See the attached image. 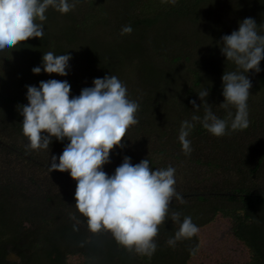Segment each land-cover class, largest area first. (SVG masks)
<instances>
[{
  "label": "trees",
  "instance_id": "obj_1",
  "mask_svg": "<svg viewBox=\"0 0 264 264\" xmlns=\"http://www.w3.org/2000/svg\"><path fill=\"white\" fill-rule=\"evenodd\" d=\"M80 4L84 6L76 14L71 12L73 10L62 14L49 7L41 39L29 38L13 50L0 54V102H3L0 104V264H70V258L77 260L76 264H212V252L210 249L203 250L205 245L202 247L199 243L198 232L191 238L177 240L174 246L165 242L179 228L170 217L159 226L155 239L157 249L151 257L137 253L134 256L129 250L115 254L117 242L110 232L103 230L88 233L90 239L83 245L85 233L79 230V225L87 224V218L75 206L77 182L67 171L49 172L51 156L59 157L68 141L60 142L53 138L49 150L26 148L28 140L22 133L23 117L18 111V106L28 103L26 86H38L42 80L62 78L43 70L40 74L31 71L41 65L42 55L48 51L71 54L69 64H74L77 70L71 76H63L71 85L70 97L78 95L82 88L92 86L94 78L111 74L122 79L120 68L123 66H132L138 74L141 73L143 93L133 96L131 91H127L129 99L139 103V122L136 128L131 126L126 132L122 148H133L134 151H127L128 155L129 152L143 151L154 169L170 166L160 163L164 160L167 162L172 158L174 163L171 166L174 167L189 156L198 154L207 161L196 158L192 163L217 167L218 180L224 173L231 174L223 183L225 187H234L225 195L232 206L237 204L238 208L241 207L236 210L234 206L231 209L212 208V215L220 211L223 217L235 219L234 238L248 250V254L241 258L247 260L241 264H264V186L261 185L258 190L254 187L261 184L256 180L264 174V149L259 154L248 155L253 159L251 166L236 162L226 166L225 160L235 159L237 154L245 155L244 150L234 144L236 136L231 135L233 131L229 130L222 136L224 140L218 137V141L217 136L210 134L199 122L188 137L192 148L189 155L184 154L181 144L176 141L181 122L190 119L195 111L190 101L196 100L198 105L201 103L196 92L203 87L209 90L207 102L216 115L221 118L227 116V110L220 107L224 99L221 77L224 71H233L236 66L230 61L216 59L211 52L212 44L217 43L218 56L219 42L227 34V28L236 30L238 23L248 17L254 18L257 25H264V0H219L217 8L211 0H175V3L170 0H79L76 5ZM113 15L114 19H111ZM66 23L69 26L65 34L60 27ZM126 25L132 27L130 34H122L121 30ZM260 31L264 33V27ZM60 32L62 35L58 34ZM81 32L90 34L92 39L85 40ZM117 37L122 38L118 39L120 41L136 39L138 43L117 44L119 48L116 51L103 48L104 42ZM207 37L208 48L202 50L201 42ZM101 38L104 40H99ZM158 58L167 60L165 71L155 68L159 65ZM183 60L192 61V68L179 67ZM260 67L262 70L259 73L251 70L248 73L252 83L248 99L249 126L234 132L261 129L262 122L255 120L254 114L264 109V60L260 62ZM180 69L191 76L188 87L181 80L171 83L175 77H180L177 75ZM80 72L83 74L78 75ZM177 89L180 91L175 96ZM230 110L235 112V108ZM148 112H151L150 115ZM143 114H146L145 118ZM199 114L203 115L202 109ZM169 119L175 124L173 133ZM145 125L150 128L147 130ZM5 134L13 137L15 142L17 137L25 142L18 146L4 143ZM138 135L140 140L133 142L134 136ZM206 137L214 143L205 144ZM149 139L157 145L156 150L150 148ZM115 147L110 156L121 153ZM123 156L124 153H121L118 161H122ZM247 160L246 157L244 162ZM212 168L205 169V172L213 173L215 170ZM62 181L67 183L66 189L59 186ZM218 191L217 197L220 195ZM180 193L183 201L173 198L170 212L178 211L181 219L191 216L193 220L195 217L190 214L189 208L175 207V204L183 205L191 199L185 192ZM196 200L204 201L205 198L198 197ZM205 222L194 223L200 230ZM23 233L29 245L19 243L21 239L18 240V237ZM160 236H166L162 244ZM9 246H13L14 251L7 254L5 248ZM25 250L28 251L27 256ZM217 264L222 263L217 259Z\"/></svg>",
  "mask_w": 264,
  "mask_h": 264
},
{
  "label": "clouds",
  "instance_id": "obj_2",
  "mask_svg": "<svg viewBox=\"0 0 264 264\" xmlns=\"http://www.w3.org/2000/svg\"><path fill=\"white\" fill-rule=\"evenodd\" d=\"M170 2L175 3V0ZM77 3L79 0H0V54L13 50L29 38L41 39L49 7L63 14ZM262 27L264 25H257L254 18L248 17L240 21L231 34L221 37V54L236 66L233 71H224L221 77L224 99L220 107L227 110V116L221 118L212 110L207 102V88L196 92L201 103L190 101L195 111L190 119L181 122L178 132L185 155L192 151L188 137L197 122L217 137L249 126L248 99L252 83L248 73L262 70ZM121 31L130 34L132 27L126 25ZM70 59L68 52H44L41 65L31 71L67 76ZM26 88L28 103L18 106L23 117L22 133L28 140L26 148L49 150L53 138L68 141L59 157L51 156L49 172L67 171L77 182L75 206L87 218L91 232L108 231L126 250L151 257L157 249L155 237L159 226L166 218L179 223V228L167 241L170 246L199 231L191 216L181 219L180 212H170L173 198L183 201L175 187L174 167L154 169L148 158L133 164L130 157L124 156L111 175L104 171L103 166L110 163L111 150L114 146L122 148L127 130L139 122V103L129 99L126 85L117 76L106 74L94 78L92 86L82 88L71 98V85L67 80H42L38 86ZM231 108H235L234 113ZM201 109L203 115L199 114ZM20 244L26 246L27 243Z\"/></svg>",
  "mask_w": 264,
  "mask_h": 264
},
{
  "label": "rangeland",
  "instance_id": "obj_3",
  "mask_svg": "<svg viewBox=\"0 0 264 264\" xmlns=\"http://www.w3.org/2000/svg\"><path fill=\"white\" fill-rule=\"evenodd\" d=\"M211 1L213 4H216V8H217V2L219 0H211ZM83 6L84 5H81V4L79 6L75 5V8H73L72 9L73 11H71V12L76 14V12L77 13L80 12L79 9H80V7H83ZM221 6L224 9L223 3H221ZM111 19H114V15H113V18H111ZM68 26H69L68 23L62 24V26L60 27V30L66 34L67 32H65V31H68ZM228 30H229V28L226 29L227 34H231V32H229V31H232V30H229V31ZM80 31H82V30H80ZM58 34L62 35L61 32ZM81 37L82 38L84 37L85 40L92 39L90 34L87 35V34L82 33V32H81ZM105 38H107V37H105ZM118 39L122 40L121 37H117L116 39L108 40L109 43H107L108 41L104 42L102 45L103 48H110V49L116 51V49L119 48V46L117 44L138 43V40H136V39H131V40L127 39L126 41L125 40L120 41ZM99 40H104V38H101ZM208 40H209L208 37L204 41L202 40V42H201L202 50L208 48V45H209ZM212 47H213V51H211V52L213 53V55L216 56V59L218 57L222 61H227V60H225V57L221 54V51L219 52V54L217 56V43H213ZM156 60H159V63H158L159 65H156L155 68H158L159 70L162 69L163 71H165L166 67L168 66L167 60L162 59V58H158ZM180 64L181 65L179 67L185 68V69H190V67L192 65V61L186 62L183 60L180 62ZM76 70L77 69H76L75 65L71 63L70 69H68V75L71 76L72 72H75ZM155 71L160 72L156 69H155ZM120 73H122L123 77H122V79L119 77V79L121 81H123L124 84H128L126 86L127 91H131L133 96L143 93L144 86L142 84L143 79L141 78V75H142L141 73L138 74L135 70L132 69V66H129V65L127 67H124V66L121 67ZM217 73H218V69H217ZM82 74L83 73L80 72L78 75H82ZM177 75H179L180 77H175L174 80L171 81L172 84H175L176 82H178L177 80H181V82H184L183 85L185 87H188L191 84V78H190L191 76L187 75V74L185 75V73L181 69L178 71ZM60 80H65V78L62 77ZM179 91H180L179 89L175 90V96L177 95V93ZM260 96H262V94ZM138 97H140V96H138ZM1 103H3V102H0V104ZM260 106L261 105L259 104V107ZM263 110L264 109H262L261 112L254 114V119L262 122L261 123V129L259 127L256 131H253V132L249 131L247 133L243 132V131H239V132L233 131V134H231L232 136H236V138H235L236 142L234 144L236 145V147L240 146L241 150L242 149L244 150L245 155H243V154L238 155L237 154L235 159L225 160L226 159L225 158L224 160H225L226 166L232 165V163H235V162H236V164H245L247 166H251L253 164V159H252V157L249 158L248 155L259 154L260 150L264 149V111ZM150 113L151 112H148L147 114L150 115ZM142 116H143V118H145L146 114H143ZM249 116L251 117V115H249ZM161 121H163V119H161ZM168 124L170 125L171 132L173 133L175 131L174 122L169 119ZM133 127L136 128L135 125H133ZM145 127L147 130L150 128V126H148V125H145ZM6 133L8 134V131H6ZM7 134H5L6 137L3 138L2 142H4V143H7V144L11 143V144H13V146H18V145H21L23 142H25V140H22L20 137H17L18 141L15 142L14 138L7 135ZM143 137H147V136H143ZM217 139H218V137H217ZM221 139L224 140V137L221 136ZM139 140H140V135L134 136L133 142L137 143ZM199 140H200V138H199ZM219 140H220V138L218 139V141ZM176 141L179 142L178 139H176ZM148 142L151 145V147H150L151 149L152 148H153V150L157 149V145L154 142L150 141V139L148 140ZM208 143H214L210 137L205 139V144H208ZM115 148L117 149V151L124 153V156L130 157L133 164L139 163L142 159H145V154L143 153V151L142 152L137 151L138 153L133 152L132 154H130V152H129V155H128L127 151H134L133 148H129V149L127 147H125V149H123L121 147H115ZM205 149H207V148H205ZM121 153H117L116 156L115 155L110 156V163L105 164L103 166L104 171L107 172L109 175H111L114 172L115 168L122 163L123 159H122V161H118L120 159ZM142 153H143V155H142ZM148 154L150 155V152H148ZM203 155L207 156L209 154L203 153ZM246 157L248 160L244 162ZM196 158H200L198 154L191 155L187 158V160L183 161L182 163H178L177 165H174V168L176 170L175 171V178H176L175 187H176L177 192H179V193L185 192L186 196H189L187 198L191 197V199L186 200V202H184L183 205L181 203H178V204H175V207L176 208H183V207L189 208L190 214L195 217L193 219L194 222L197 221V223L201 222V224H202V221L205 222V220H207L206 221L207 223L205 222L204 223L205 225H202L201 229L198 231V234H199L198 240H199V243L202 245V247H203V245H205L203 250L210 249V252H212L211 253L212 254V264H217V259L222 264H241V263H244L247 259L242 260L241 258L245 257L248 254V250L246 248H242V244H240L239 241L234 238V225L236 223L235 219L231 216L223 217V215L221 214L220 211H218V213L216 212V215H214V216L212 215V208L216 209L217 207H221V208L228 207L231 209V207H233V206H234L233 207L234 210H236L235 208H238L237 204H233V206H232V203L228 202V200H227L228 197L225 195L227 193V191L231 190L234 187V185H232V186L228 185L227 187H225L223 181L232 175L231 174L228 175L227 173H224V176L222 178L219 177V180H218L217 176H216L217 169H215L217 167H214L213 165H211L210 167H205V166H203V163L200 165L192 163V161H194ZM216 158H217V156H216ZM200 159L203 162L207 161L205 158H200ZM157 163H159V162H157ZM160 163L170 164V166H171V163H174V161L171 158V161L166 162L164 160ZM263 164H264V160H263ZM210 168H212L215 171H213V173H210L208 171L205 172L207 169L210 170ZM221 172L222 171H220L219 173H221ZM214 173H215V175H214ZM232 174L234 175V173H232ZM256 181L261 183L260 185H254V187L257 188V190H258L261 187V185L264 186V174L259 179H257ZM66 185H67V183L62 181V182H60L59 186L61 188L66 189V187H67ZM254 187H253V189H254ZM217 189L219 190L218 193H220L219 197H217ZM68 190H69V188L66 191H68ZM188 191H190V193H187ZM73 192H74V190H73ZM198 197H200V198L204 197L205 200L204 201H197L196 198H198ZM175 224L179 225V223H176V222H175ZM79 226H80L79 230L81 232L83 231L85 233V238L83 239V242H84L83 245H86L90 239L88 233H90L91 231L87 228V224H85V225L80 224ZM25 238H26V236L23 233L21 236L22 240L20 241V243H22V244L27 243L25 241ZM156 238L157 237H155V239ZM165 238H166V236H160L161 244L163 243L162 241L165 240ZM167 241L168 240L166 239L165 242H167ZM106 243H107V241H106ZM108 243H110V242H108ZM27 245H29V244H27ZM5 250L7 251V254H8V253H11L14 251V247L9 246V248L6 247ZM124 250H126V249L123 248L122 246H120L119 244H117V247H115L114 252H115V254L116 253L118 254L119 252H122ZM103 251H105V250L103 249ZM130 252H133V255L135 256L134 251H130ZM25 253L27 256L28 251L25 250ZM69 262H70V264H76L77 260L70 258Z\"/></svg>",
  "mask_w": 264,
  "mask_h": 264
}]
</instances>
